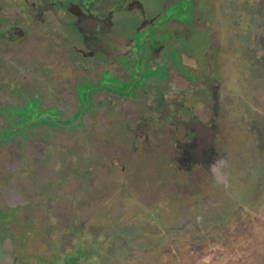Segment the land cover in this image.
I'll use <instances>...</instances> for the list:
<instances>
[{"label": "flooded vegetation", "instance_id": "af4514ba", "mask_svg": "<svg viewBox=\"0 0 264 264\" xmlns=\"http://www.w3.org/2000/svg\"><path fill=\"white\" fill-rule=\"evenodd\" d=\"M237 3L0 0V160L9 162L8 171L0 162V192L31 186L32 144L71 147L68 176L43 204L29 200L48 231L41 247L32 228L13 243L6 224L0 264H189L209 244L249 237L264 200L222 222L200 206L198 181L227 194L236 177L224 119L231 100H245L225 78L235 70L228 46L239 29ZM247 107L264 117L261 101ZM245 120L239 145L245 159L260 162L261 132ZM81 200L92 212L75 219L72 238L56 213ZM189 200L197 203L195 222L209 228L167 230L159 205ZM128 206L135 211L126 224L142 212L154 226L140 234L142 248L135 233L96 223L97 214ZM113 235L124 239L117 244Z\"/></svg>", "mask_w": 264, "mask_h": 264}, {"label": "rangeland", "instance_id": "374dc122", "mask_svg": "<svg viewBox=\"0 0 264 264\" xmlns=\"http://www.w3.org/2000/svg\"><path fill=\"white\" fill-rule=\"evenodd\" d=\"M236 10L239 29L234 33V42L229 43L228 46L234 52L235 75L234 72L226 70L225 78L234 84L241 99L245 100L242 102L231 100L224 119L225 125L234 134L235 142L230 148V154L235 163L236 177L233 187L227 194L210 193L203 178L198 179L203 191L200 206L204 210L211 211L222 222H226L231 212L241 211V205L259 204L264 200V117L250 111L247 107V101L264 103V0H238ZM244 118L261 132L262 161L260 162L245 159L244 149L239 145ZM30 147L32 150L27 151V158L28 167L33 171L31 186L22 188L20 191L0 192V230L4 231V226L10 224L8 233L13 237V243L17 244L23 241L31 228L35 229L38 241L36 246L39 248L41 240H45L44 236L48 231L40 211L31 210L29 200L31 197L33 203L43 204L46 200V192L68 176L70 158L67 153L71 152V147L64 143L49 148L38 144H32ZM0 162L3 164L2 169L8 171L9 162L2 160ZM19 181L23 183L21 179L16 178L15 182ZM47 200V206L51 207L52 202ZM237 201L240 203H236ZM65 208L71 207L66 205ZM196 208L197 203L189 200L185 205H159L157 211L162 215L167 230H186L191 235H198L200 230H197L198 223L195 222ZM64 209H60L56 215L58 214L60 218L61 230L70 231L73 238V234L78 231V225H75L76 220L86 221L92 208H89L86 200H81V203L73 209ZM110 211V216L97 214L96 223L102 229L112 233L118 231L132 236L135 233L134 241L142 248L140 234L154 231V226L145 219V213L143 215L142 212L138 213L140 219L137 222L130 220L129 224H126L128 212L135 211L134 206ZM259 213V218L250 230L249 237L243 240L226 239L221 242L222 244H209L196 252L189 264H264V208ZM205 223H207L206 220L201 227H198L206 230L209 225ZM95 235L96 233L92 234L93 237ZM114 237L113 235V240L118 239L117 244L124 239ZM32 239H34L33 236ZM47 252L48 248L44 253Z\"/></svg>", "mask_w": 264, "mask_h": 264}, {"label": "water", "instance_id": "95a60500", "mask_svg": "<svg viewBox=\"0 0 264 264\" xmlns=\"http://www.w3.org/2000/svg\"><path fill=\"white\" fill-rule=\"evenodd\" d=\"M203 164L205 165L206 163L203 161ZM206 169L209 171L210 170V167H206Z\"/></svg>", "mask_w": 264, "mask_h": 264}]
</instances>
